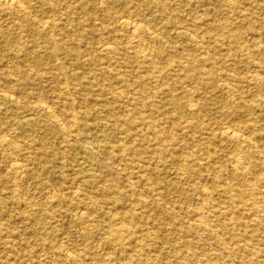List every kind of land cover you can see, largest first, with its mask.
<instances>
[{
  "label": "bare ground",
  "instance_id": "1",
  "mask_svg": "<svg viewBox=\"0 0 264 264\" xmlns=\"http://www.w3.org/2000/svg\"><path fill=\"white\" fill-rule=\"evenodd\" d=\"M171 1L0 0V125L27 130L19 116L37 99L128 174L120 182L71 144L53 155L0 136L22 154L8 166L13 189L0 178V264H106L105 246L109 264H264V0ZM29 178L48 191L41 213L35 196L16 198ZM64 183L84 204L69 216L82 250L60 224ZM184 184L203 206L173 198L172 210L212 246L137 195Z\"/></svg>",
  "mask_w": 264,
  "mask_h": 264
},
{
  "label": "rangeland",
  "instance_id": "2",
  "mask_svg": "<svg viewBox=\"0 0 264 264\" xmlns=\"http://www.w3.org/2000/svg\"><path fill=\"white\" fill-rule=\"evenodd\" d=\"M173 4H182L187 5V0H172ZM99 7H101L99 5ZM118 12H122L123 8L118 7ZM57 21L63 17L62 14L55 16ZM39 18V17H38ZM10 20H6L2 22L3 24H8ZM31 30L25 28L23 30V34L29 35V32ZM19 33V32H18ZM125 41L124 39H122ZM1 41V38H0ZM32 41V40H31ZM33 42H27L26 46L32 45ZM198 54V53H197ZM37 99H33L30 101V103H27L28 105L25 107V112L20 114L19 121L23 125H29L28 129L20 128L17 121H15L13 118H10L8 123L5 126L0 125V136L4 137L8 140H19L23 141L25 138L32 137L36 140V143L40 146L46 147L48 149V152H52V154L59 153V151L63 150L65 146L72 145L75 148V151L73 154L77 157H85L88 158L90 161H93L96 165L102 166L105 170L111 174L112 177L116 178L122 183H126L128 180V174L125 172V170H122V168L117 163H110L106 157L103 155L97 154L92 149H90L85 143H83L82 140L76 137V135L69 131H64L61 129V125L57 120L51 119L48 115H45L43 113H39L36 109H34L35 103ZM34 104V106H33ZM10 115V113H9ZM69 143V144H68ZM22 154L14 152L10 148H2L0 147V178L2 180L7 181L8 188L9 186L11 189L15 186L14 182V175L12 172L9 171L8 166L10 162L14 159H22ZM227 163V167L229 170H232V165ZM81 167H87L86 164H82ZM75 167H69L66 168L67 171H69L71 174H74ZM176 171V170H174ZM174 178H176V173H173ZM204 175L208 176V172H204ZM72 176V175H71ZM73 177V176H72ZM49 185V184H47ZM204 188H209L210 184L209 182H206L203 184ZM73 187L77 189V185L71 184V183H64L60 185V189L62 191L60 197L64 199V203L61 205V209L65 211V215L61 219V225L64 227V230L69 232L72 236L73 246L78 249H85V242L83 241V238L81 235H79V231L81 229V226H79V220L76 219L75 215L77 213H80L81 209L78 206L83 207L84 204L82 202L74 197L71 192L66 191L67 188ZM191 185L184 184L183 186H177L175 189H166L161 192L162 196H153L151 194H148L145 190H142L141 188L137 189V195L142 196L147 201L153 203L156 206V214L159 218L168 217L172 219L173 223L178 224V227L181 230L189 231L191 234V237H196L201 243L203 244H209L214 245L216 240H212L204 235H201L198 233L196 229L191 226L189 219H186L185 217H181V215L175 211L172 210L173 205L176 204L175 201H173V198L177 201V204L182 205L185 208L189 209H201L202 208V202L200 193L198 191H191ZM186 191L189 195V200L184 201L180 200L179 197ZM48 191H44L42 189H39V187L35 184L34 180L32 178H29V180L21 186V188L18 190V193L16 195V198L21 201L22 204H24L25 198L28 196L32 197L35 196L36 198L33 200L36 205V209L40 211V213L43 211V206L45 203L46 197L48 196L46 194ZM8 196L11 195L10 191L6 193ZM168 195L171 197V199H168ZM55 200V199H54ZM76 204V205H75ZM78 205V206H77ZM24 208V206L22 205ZM25 209V208H24ZM26 211V210H25ZM39 213V214H40ZM74 215V219H71L69 216ZM30 230V229H29ZM64 239V238H63ZM68 239L65 237L64 241H67ZM111 256H115V250L112 248V246H105L100 250V258L106 262V264H109V258ZM229 260L228 258H226Z\"/></svg>",
  "mask_w": 264,
  "mask_h": 264
}]
</instances>
